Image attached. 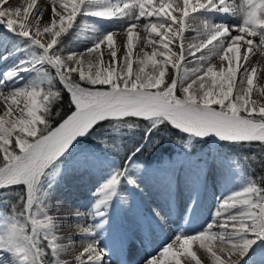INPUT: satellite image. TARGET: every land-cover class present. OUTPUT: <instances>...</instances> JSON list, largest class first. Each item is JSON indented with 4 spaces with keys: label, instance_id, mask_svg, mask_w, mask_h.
I'll return each mask as SVG.
<instances>
[{
    "label": "snow or ice",
    "instance_id": "6c2138e0",
    "mask_svg": "<svg viewBox=\"0 0 264 264\" xmlns=\"http://www.w3.org/2000/svg\"><path fill=\"white\" fill-rule=\"evenodd\" d=\"M5 3L0 0V26L17 38L13 50L23 51L25 58L0 75V99L4 101L0 188L23 186L24 195L21 206L12 205L11 216L0 226V253L11 257L0 255V264H68L60 254L70 244L57 242L56 220L47 215L44 198L74 142L80 136L92 135L100 122H107L105 132L118 135L124 127H139L126 118H140L148 125L143 142L132 146L123 163L114 161L98 189L100 198L92 213L99 218L95 224L98 231L85 229L92 239L75 257L78 264H104L106 251L100 247L97 234L108 223L113 198L126 202L121 194L124 185L138 187L131 172L137 167L134 158L162 126L167 129L171 125L197 138L264 142V102L252 98L257 68L247 67L254 49L264 51V0H242L239 4L235 0H53L50 19L43 27L39 23L43 13L35 15V23L30 19L37 0L23 8H7ZM223 15L238 22H212ZM78 16L115 22L113 27L127 34L125 54L118 58L113 31L91 25L90 46L83 53L72 51L62 56V37L81 27L76 23ZM190 18L201 20L204 38L186 48L184 33ZM138 26L147 33V38H141L145 47L152 50L137 57L134 70L132 49ZM173 45L178 52L173 51ZM102 46L109 49L107 63ZM201 49L207 55L197 57ZM186 51L195 66L185 67L191 63ZM213 57L218 58V64L211 63ZM7 58V52L0 57ZM21 72H35L36 76L17 87L24 79ZM6 89L10 90L5 94ZM258 91L264 97V86ZM64 94L74 106L70 114L58 107ZM57 117L59 121L53 126ZM93 155L81 153L78 160L87 161ZM262 181L264 177H245L242 189L219 203L213 222L195 234L176 235L146 264H201L193 250L197 244L208 253L211 264H240L258 240L264 241Z\"/></svg>",
    "mask_w": 264,
    "mask_h": 264
},
{
    "label": "bare ground",
    "instance_id": "6f19581e",
    "mask_svg": "<svg viewBox=\"0 0 264 264\" xmlns=\"http://www.w3.org/2000/svg\"><path fill=\"white\" fill-rule=\"evenodd\" d=\"M31 0H6L4 6L7 8H23ZM232 3L233 0H227ZM242 0H235L239 4ZM53 0H37L34 6L35 11L30 19L35 23V15L43 13L40 26L48 22L51 16V6ZM213 23H237L238 20L230 15L216 16ZM77 25L69 30L67 36L62 37L65 51L62 56H67L70 52L83 53L90 46L92 31L90 26L96 25L103 30H110L115 33L117 56L122 57L126 51V32H121L114 28L115 22L103 21L95 17H77ZM189 29L184 33V44L187 48L189 43L198 44L203 39V28L199 18H190L188 21ZM195 29V30H193ZM137 36L133 39L132 60L133 69L137 68V57L143 54V51L151 52V46L145 47L141 38H147V33L138 26ZM198 31L201 33L198 35ZM158 40V36H154ZM258 43V37L256 38ZM17 44V38L8 33L3 26H0V57L8 53L7 59H0V75L5 70L17 64L18 61L25 58L23 51H14ZM173 51H179L178 47L172 46ZM104 52V61L107 63L110 59L109 49L102 46ZM244 48L242 47L241 53ZM207 55L205 49L196 52V56ZM187 61L185 67L195 66V60L186 51ZM85 58L89 57L85 55ZM95 59V54L91 57ZM208 63V61H205ZM211 63L218 64L217 57H213ZM241 63H244L243 61ZM257 68V76L254 77L253 93L258 91V80L264 72V51L254 49L249 54L247 67ZM48 69V66H45ZM240 73L238 72V78ZM23 80L16 84L21 87L24 83L35 78V72H21ZM10 89L5 90V94ZM179 95V93L177 92ZM4 110V101L0 99V114ZM82 136L77 138L74 145ZM215 137V136H208ZM71 150V149H70ZM80 156V155H79ZM72 159L68 164L61 167V173L55 178L50 188H47L48 196L44 198V204L47 205V215L54 217L57 228L55 234L59 237L57 241L60 244L69 245L65 251L60 254V259L68 264H78L75 257L82 252L83 247L92 239L87 235L85 229L89 232L98 231L95 224L99 218L93 217V205L100 198L98 194L93 193L96 188V181L100 174V166L88 159L80 161L78 157ZM86 170L87 173L81 175ZM237 170L229 169L224 165L213 167L208 174H203L196 169L182 171L179 174L178 182L167 180L163 173L154 174L143 181L141 186L144 188L139 193L133 194V203L125 209L120 207V200L113 198V202L108 208V223L98 232L100 247L105 249L106 257L104 264H146V261L159 253L165 243L171 242L176 235L197 233L203 230L207 223L213 222V214L217 211L219 203L225 196L235 191L234 187L238 182ZM204 175V176H203ZM201 187V189L199 188ZM200 189V190H199ZM199 202L197 209H188L192 201ZM159 213V215H157ZM225 216L227 213L224 214ZM38 218H42L38 214ZM4 221L1 223L3 225ZM218 230V229H214ZM196 247L201 255V259L210 260L208 253L199 247ZM197 251V250H196ZM198 252V253H199ZM206 254V256H203ZM5 259H11L8 253H0ZM210 257V256H209ZM86 259V256L84 257ZM236 259V257H233ZM248 257H243L240 264H243Z\"/></svg>",
    "mask_w": 264,
    "mask_h": 264
},
{
    "label": "rangeland",
    "instance_id": "374dc122",
    "mask_svg": "<svg viewBox=\"0 0 264 264\" xmlns=\"http://www.w3.org/2000/svg\"><path fill=\"white\" fill-rule=\"evenodd\" d=\"M7 7V6H4ZM48 71L54 75V70H52L48 66ZM171 71V69H170ZM261 78L258 80V83L261 86H264V72L261 74ZM179 93V92H178ZM252 98L264 102V97L259 95V91H256L252 93ZM74 107V106H73ZM140 119V118H136ZM128 123H131V120L126 119ZM146 122V125H148V122ZM133 131H136V129L133 127L132 129H128L126 127L121 129L120 134L112 133L113 136H115V140L112 141V144H102V145H91L89 147H81L80 146V140L84 136H82L79 141L73 146V148L70 150V155L66 157L65 163L62 164H68L74 159L75 157L79 156L81 153H91L94 154L92 158H90V163H94L95 166H100L101 171L98 175L99 178L96 179L94 183H96V188L93 190V193L98 194V189L100 186L104 183V180L107 178V173L110 170V168L114 165V161L119 162L116 156L112 155L111 153L114 150H118V152H121L122 146L119 144L121 141V138L125 136V134H130ZM189 135V134H188ZM195 139L205 140L209 143L210 146H207V143H196ZM225 141H220L216 137H204V138H197V137H191L189 135V138L187 141L182 142L179 145V152L174 154V157L172 159H166L159 163H154L152 165H145L139 163L137 160H134L133 163L137 165L136 168H132L131 172L132 175L137 180L136 186L131 185H124L123 189L121 190V194L123 197L126 198V202H122L120 199V207L122 209L127 208L128 206L132 205L133 203V194L139 193L142 189H144L141 184H143V181L146 178L151 177L154 174L163 173L167 180H172L173 182H178L179 174L182 171L189 170V169H196L201 171L203 174H208L209 171L216 167L217 165H224L232 170H237V178L238 182L236 183L234 189L235 191H239L242 189L244 178L247 176H250L244 166L239 163L237 160H235L227 150H223V146L221 147V143ZM229 142V141H226ZM264 143V142H263ZM187 145V147H185ZM116 146H120L119 148ZM99 148V149H97ZM120 163V162H119ZM61 166V167H62ZM87 171L84 170L81 175L86 174ZM204 176V175H203ZM47 187V186H46ZM201 189V187L199 186ZM199 189V190H200ZM5 196L0 197V226L1 223L4 221V218L7 216H11L12 214V206L9 205V200ZM5 201H7V206H5ZM199 207V202L192 201L191 204H189L188 209H197ZM33 211H35V206L33 208ZM39 213H37L38 216ZM195 234V233H191ZM187 235H190L187 234ZM45 244H47V241H44ZM197 245L193 246V250L197 252V254L200 256L201 252L196 248ZM50 251V250H49ZM199 252V253H198ZM197 255V256H198ZM203 256H206L204 254ZM208 257L210 260L201 259V264H211V258ZM244 257H248L249 259L246 260L243 264H264V241H257L252 249L248 252V254ZM194 264V262H193Z\"/></svg>",
    "mask_w": 264,
    "mask_h": 264
},
{
    "label": "trees",
    "instance_id": "16d2710c",
    "mask_svg": "<svg viewBox=\"0 0 264 264\" xmlns=\"http://www.w3.org/2000/svg\"><path fill=\"white\" fill-rule=\"evenodd\" d=\"M62 87L61 85H57ZM62 113L70 114L69 109L74 110V107L68 102L67 94H64L61 103L58 105ZM131 120V124L138 125L139 127H134L136 131L130 134H125L119 144L122 146L121 152L114 150L111 154L116 156L120 163H123V158L131 150L132 146L138 142H143L144 128L147 126L146 122L142 119H136V117L126 118ZM59 121V117L52 121L53 126H55ZM107 127V122H100L99 127L93 132L92 135H85L81 138L80 146L89 147L91 145H102L112 144L115 136L112 132H105L104 129ZM189 135L183 133L181 130L168 125L167 129L163 126L156 132L152 134L151 139L148 141L147 146L137 153L134 158L141 164L152 165L154 163L162 162L166 159H172L174 154L179 152V145L182 142L187 141ZM114 139V140H113ZM153 141H158V143H153ZM196 143H209L205 140L195 139ZM116 146V147H120ZM221 147L223 150H227L230 155L241 163L246 169L247 173L256 180L264 177V143L259 141L251 142H222ZM99 149V148H97ZM261 187H264V181L260 183ZM24 195V187L16 186L14 188H0V197L5 196L7 201L9 200V205L21 206L22 201L20 197Z\"/></svg>",
    "mask_w": 264,
    "mask_h": 264
}]
</instances>
